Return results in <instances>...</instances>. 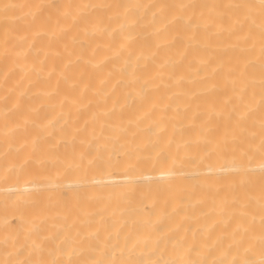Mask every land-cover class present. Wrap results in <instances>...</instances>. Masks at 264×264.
<instances>
[{"label":"bare ground","instance_id":"1","mask_svg":"<svg viewBox=\"0 0 264 264\" xmlns=\"http://www.w3.org/2000/svg\"><path fill=\"white\" fill-rule=\"evenodd\" d=\"M0 264H264V0H0Z\"/></svg>","mask_w":264,"mask_h":264}]
</instances>
